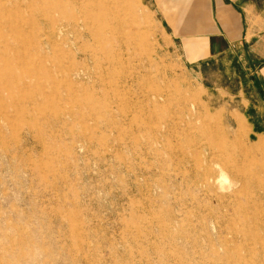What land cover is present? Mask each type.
I'll list each match as a JSON object with an SVG mask.
<instances>
[{
	"label": "rangeland",
	"instance_id": "obj_1",
	"mask_svg": "<svg viewBox=\"0 0 264 264\" xmlns=\"http://www.w3.org/2000/svg\"><path fill=\"white\" fill-rule=\"evenodd\" d=\"M176 3L0 0V264H264V61Z\"/></svg>",
	"mask_w": 264,
	"mask_h": 264
},
{
	"label": "crops",
	"instance_id": "obj_2",
	"mask_svg": "<svg viewBox=\"0 0 264 264\" xmlns=\"http://www.w3.org/2000/svg\"><path fill=\"white\" fill-rule=\"evenodd\" d=\"M175 1L183 11L169 23L188 63L202 65L232 52L264 61V0Z\"/></svg>",
	"mask_w": 264,
	"mask_h": 264
},
{
	"label": "bare ground",
	"instance_id": "obj_3",
	"mask_svg": "<svg viewBox=\"0 0 264 264\" xmlns=\"http://www.w3.org/2000/svg\"><path fill=\"white\" fill-rule=\"evenodd\" d=\"M63 32V31H62ZM140 72V71H139ZM81 77V76H80ZM262 198V197H261Z\"/></svg>",
	"mask_w": 264,
	"mask_h": 264
}]
</instances>
